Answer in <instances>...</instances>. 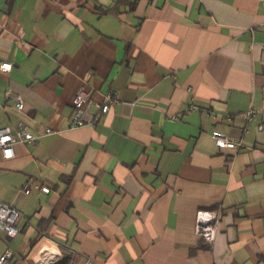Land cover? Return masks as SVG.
I'll return each mask as SVG.
<instances>
[{
    "label": "crops",
    "instance_id": "obj_1",
    "mask_svg": "<svg viewBox=\"0 0 264 264\" xmlns=\"http://www.w3.org/2000/svg\"><path fill=\"white\" fill-rule=\"evenodd\" d=\"M1 63L0 128L37 139L0 153V203L20 214L0 257L264 264V0H0ZM80 88L115 103L72 128Z\"/></svg>",
    "mask_w": 264,
    "mask_h": 264
},
{
    "label": "built area",
    "instance_id": "obj_2",
    "mask_svg": "<svg viewBox=\"0 0 264 264\" xmlns=\"http://www.w3.org/2000/svg\"><path fill=\"white\" fill-rule=\"evenodd\" d=\"M11 69V64L1 63L0 71L8 72ZM115 103V97L113 94H107L103 97V101L100 103H94L91 100V95L84 88H80L75 93L72 100L73 107V118L71 121L72 128H79L87 124H93L95 121H98L100 117L107 114L111 109L112 105ZM95 106L97 113L94 118L90 121L85 120V115L87 109L91 106ZM14 108L21 112L24 108V102L21 98L17 97L15 99ZM196 107H190V110H195ZM253 114V111H248L244 114L246 120H249ZM258 131L263 130V126L257 127ZM54 132L48 128L45 129L44 134L50 135ZM212 137L215 141V146L219 150H228V151H237L242 147L241 142H234L229 140L223 134L214 131ZM37 139L36 136L23 130L21 125L13 132L10 128H0V153L4 160H10L15 156L14 146L18 143L21 144H32ZM30 184L29 180L23 187L24 194L30 193ZM37 189L42 193H48L49 190L44 187ZM20 214L18 210L6 203H0V232L4 233L8 238L15 237L19 233L18 221ZM216 215L208 211H198L196 214V227L195 232L198 236L203 238L206 242L212 243L215 238V222ZM12 254L9 250H6L3 255L0 257V264H11ZM52 258L45 257L41 262L34 261V264H51ZM84 264H96L92 260L87 259Z\"/></svg>",
    "mask_w": 264,
    "mask_h": 264
},
{
    "label": "trees",
    "instance_id": "obj_3",
    "mask_svg": "<svg viewBox=\"0 0 264 264\" xmlns=\"http://www.w3.org/2000/svg\"><path fill=\"white\" fill-rule=\"evenodd\" d=\"M70 258L63 256L60 260L55 262L54 264H69Z\"/></svg>",
    "mask_w": 264,
    "mask_h": 264
},
{
    "label": "bare ground",
    "instance_id": "obj_4",
    "mask_svg": "<svg viewBox=\"0 0 264 264\" xmlns=\"http://www.w3.org/2000/svg\"><path fill=\"white\" fill-rule=\"evenodd\" d=\"M41 254H42V255L38 256L39 259H38V258H37V259H38L39 261H37V262H41V260H43L42 256H44V254H43V253H41Z\"/></svg>",
    "mask_w": 264,
    "mask_h": 264
}]
</instances>
